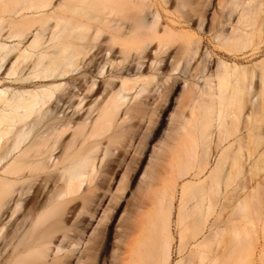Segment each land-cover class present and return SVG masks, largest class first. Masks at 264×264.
Returning <instances> with one entry per match:
<instances>
[{
    "label": "bare ground",
    "instance_id": "bare-ground-1",
    "mask_svg": "<svg viewBox=\"0 0 264 264\" xmlns=\"http://www.w3.org/2000/svg\"><path fill=\"white\" fill-rule=\"evenodd\" d=\"M261 54L264 0H0V264L102 263L116 143L158 104L150 95L180 78L188 111L171 147L176 173L190 179L178 190L176 223L192 213L182 201L198 182L202 240L224 233L232 190L264 186L254 177L264 168V58L253 61ZM148 169L142 184L151 189ZM174 183L151 200L146 222L132 207L117 229L120 240L151 228L134 242L136 264L168 263ZM256 242L248 260L264 264ZM119 249L110 264H120Z\"/></svg>",
    "mask_w": 264,
    "mask_h": 264
},
{
    "label": "rangeland",
    "instance_id": "rangeland-1",
    "mask_svg": "<svg viewBox=\"0 0 264 264\" xmlns=\"http://www.w3.org/2000/svg\"><path fill=\"white\" fill-rule=\"evenodd\" d=\"M214 1L217 2L218 0ZM212 13L213 8H211L210 13H208L209 18L212 16ZM194 29L197 30L196 26H194ZM203 29L204 31H207V33H209L208 30L210 29V26H204ZM205 49L206 47H203V51ZM209 49L211 50L212 48L210 47ZM212 53L215 56L219 55L216 50H212ZM258 55L253 58V61H259L264 58V54H261L260 56ZM238 57L241 58L243 57V55L239 54ZM196 64L197 63H195V65ZM168 85L170 87L166 91H163L162 93L154 92L152 95H150L151 101H158V106H150L147 109V113L145 114V116L143 115L141 119H136V121H133L131 123L132 126L130 125V121L129 125L127 124L128 129L127 131H125L126 133L123 132L125 133V135L122 134L125 138L122 137L123 141H121L122 138H120L119 142L116 143L119 145L115 144L116 150L114 149V151L116 152V161L114 162V164H117L113 166H116V170L113 174L111 183L107 184L104 187L106 188V190L103 191V193L106 195L104 196L102 201V208L109 207L110 209H108L110 211L107 213L109 218L106 219L107 221L105 222V235L102 244L104 247H106V251L102 255L101 264H110L112 259L111 252L113 251L112 249L116 242L120 244V264H136L139 256L136 254L135 260L134 257H132V248H134L133 246H135L134 242L140 235L141 237L147 236L150 233L149 231L151 228L147 231L137 229L134 233L128 235V237H126V235L124 234L120 239L121 241L117 240V229L122 232L123 228L122 230L119 228V226L121 225L120 223L122 222V224L126 226L128 225L127 223H130V215L128 212L131 211L132 207L134 215L137 216V222L139 221L140 225H142L143 221L146 222L147 215L153 214L150 210L151 207L156 204L155 201L152 202L151 200H156V198L162 196L165 192L170 193L172 186L175 184L174 182H176L177 185V192L173 206L174 215L172 217V222L170 225V230L174 238V242L172 244L171 255L167 264H174L182 256H185V264H248L249 254L247 252H249L254 247L251 245L254 244L256 246L255 242L257 241L256 239H253V236L254 238L258 237L259 240L261 239L259 242L260 244L256 242L257 246L258 244H264V235H262V232L264 231V186L260 188L247 187L244 190L238 189L239 191L237 189V191L232 190V196H234L235 198H233V202L230 204L232 206V209L230 207L232 212L229 213H231L230 218H232V220L230 219L231 222H227L229 224V227H226L227 230L225 228L226 231L224 233L221 232V234H219L217 237H213V239H211V237L206 240V242L202 240V238L204 237L203 235H205L204 231H201V229H199L200 226H203V221L201 219L199 220L200 217L197 213L198 209H195L197 205L192 206L196 204V201L194 202L195 195L197 193L199 194L203 184L195 182L187 188V194L185 193L186 195L184 196V200H186V198L196 192L193 198H191L193 201L191 199L182 201L183 211L184 209H186V206L189 208L191 206L189 210L191 212L192 209V213L194 215L192 213L188 216L184 215L182 218L184 225H182V222L176 223V216L178 211L177 208L180 203V194L178 193V190H180V185L183 182L189 180L190 177L187 175L185 176L177 174L178 169L176 168L177 166L175 163V154H173L171 146L174 142L173 138L176 137V129L182 119V114L188 111V108L185 104L188 93L183 78L174 79V81L170 80ZM199 112L200 109L197 108L194 111V114L197 115ZM112 157L110 159H112ZM107 159L108 161L110 160L109 157ZM107 159L104 160L103 166L108 162ZM148 168H151L152 174L157 177V179H155V181L157 182L155 183L154 181L156 185L154 184L152 188L150 187L151 189H148L142 184L144 181V172L148 171ZM163 170L167 171L165 172ZM124 173L125 175L123 180V187L122 189L117 190L120 178H122L121 175H123ZM254 177L257 179L263 178L264 168L258 171V174H255ZM175 178H177V180ZM119 192L121 193L119 194ZM240 200L241 202H239ZM185 202H187V204ZM260 209L261 213L259 214ZM193 211H196V214ZM101 213L102 211H100V214ZM199 222H201L202 224ZM228 224H226V226H228ZM181 225L183 226V229ZM223 225L225 226V224ZM255 229H257L258 236L256 235V231H254ZM199 240L203 241V244L201 243L202 246L198 245V247L196 248L197 251H193L190 253L193 243H198ZM248 240H250V242ZM180 241L186 245L185 250L183 249L184 251L182 252H180L181 250H179V245L181 243ZM204 242L206 243L204 244ZM246 247L248 249H246ZM187 253L190 254H188L187 256ZM219 253H222L221 257H218V255L220 256ZM160 264L162 263L160 262ZM254 264L258 263L254 262Z\"/></svg>",
    "mask_w": 264,
    "mask_h": 264
}]
</instances>
